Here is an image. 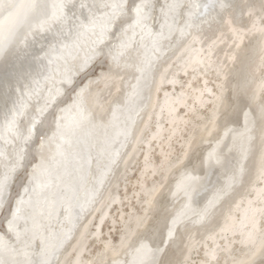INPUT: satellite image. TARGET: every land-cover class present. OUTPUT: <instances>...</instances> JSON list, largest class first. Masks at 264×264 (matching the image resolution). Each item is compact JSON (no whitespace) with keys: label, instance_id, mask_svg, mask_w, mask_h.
Wrapping results in <instances>:
<instances>
[{"label":"bare ground","instance_id":"1","mask_svg":"<svg viewBox=\"0 0 264 264\" xmlns=\"http://www.w3.org/2000/svg\"><path fill=\"white\" fill-rule=\"evenodd\" d=\"M63 2L62 21L24 43L19 28L0 55V239L20 249L27 230L50 264H138L162 239L176 264H264V35L249 0H146L135 27L141 0Z\"/></svg>","mask_w":264,"mask_h":264},{"label":"snow or ice","instance_id":"2","mask_svg":"<svg viewBox=\"0 0 264 264\" xmlns=\"http://www.w3.org/2000/svg\"><path fill=\"white\" fill-rule=\"evenodd\" d=\"M217 5L223 9L225 7L232 8L233 5L231 0H207V3L201 5L196 3L194 6L199 9L212 8L214 9ZM65 4L63 0H55V2H49V0H0V13L7 12V16L4 20L11 21L12 26L8 29V35L4 36L0 33V55H3L12 43V38L15 36L19 28L23 27L25 33L20 40V43H24L29 36L33 33L44 32L49 30L54 22L62 21L64 17L63 9ZM114 9L113 19L117 15L118 11H123V4L113 5ZM148 7L146 0H141L137 3L133 9L135 13V20L133 22V27L136 25H142L147 19V13L145 8ZM247 16L251 20V26L249 31H259L264 35V0H259V6L257 8L256 0H249L247 4ZM245 15V10L240 9L239 16L237 17L241 24H243V19ZM4 21H0V28L3 27ZM231 23V21H229ZM233 31H237L233 29ZM261 59L264 60V42L261 44L260 48ZM261 87L264 88V82H262ZM44 109L39 111V115L42 116ZM23 115V108L21 106L14 105L6 113L5 121V131L18 135V118ZM247 115V114H246ZM39 122V117H33L30 127L26 130L27 135L24 137L25 142L30 139L36 129V124ZM61 129L59 121H57L58 132ZM0 155H3L0 152ZM22 156L17 158V166ZM14 170V169H13ZM10 177L5 174L0 177V203H3L4 198L7 194L8 184ZM42 187H46V184H42ZM23 201L17 202L16 211L13 212V219L9 221V228L13 230L16 226L17 221L20 219L19 213L21 212V205ZM172 231L169 230L168 239H171ZM16 239L23 244V248L17 249L11 244L4 242L0 239V256L3 254H8L11 259L0 258V264H50L47 259L41 258L38 260L31 259L32 252L30 251V241L27 239V230L23 233L19 230L16 231ZM168 249L167 240L162 239L155 248L148 247L147 245H141L137 252L143 251L148 257L147 260H140L138 264H176L175 261L165 259ZM22 256L23 259H16L15 257Z\"/></svg>","mask_w":264,"mask_h":264},{"label":"rangeland","instance_id":"3","mask_svg":"<svg viewBox=\"0 0 264 264\" xmlns=\"http://www.w3.org/2000/svg\"><path fill=\"white\" fill-rule=\"evenodd\" d=\"M114 234H116V233H114ZM114 234H113V238L116 239L117 238V235H114Z\"/></svg>","mask_w":264,"mask_h":264},{"label":"water","instance_id":"4","mask_svg":"<svg viewBox=\"0 0 264 264\" xmlns=\"http://www.w3.org/2000/svg\"><path fill=\"white\" fill-rule=\"evenodd\" d=\"M115 27H116V26H114V28H115ZM37 129H38V128H36V133H37Z\"/></svg>","mask_w":264,"mask_h":264}]
</instances>
